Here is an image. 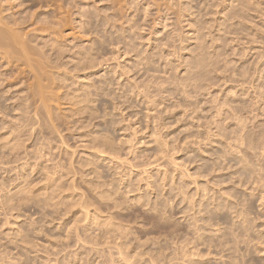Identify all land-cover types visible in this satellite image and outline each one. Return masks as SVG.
<instances>
[{
	"label": "rangeland",
	"instance_id": "rangeland-1",
	"mask_svg": "<svg viewBox=\"0 0 264 264\" xmlns=\"http://www.w3.org/2000/svg\"><path fill=\"white\" fill-rule=\"evenodd\" d=\"M0 1V264H264V0Z\"/></svg>",
	"mask_w": 264,
	"mask_h": 264
},
{
	"label": "bare ground",
	"instance_id": "bare-ground-1",
	"mask_svg": "<svg viewBox=\"0 0 264 264\" xmlns=\"http://www.w3.org/2000/svg\"><path fill=\"white\" fill-rule=\"evenodd\" d=\"M3 1V0H2ZM3 4V2H1L0 1V43H1V40L2 41H4V42H6V41H8L9 42V40L10 39H12L13 41H14V38L17 36H15L14 34H12V32L11 33H9L10 32V30L12 31V28L11 27H9V25H8V22L7 21H5L6 19H8V18H6L5 16H2L1 14V12H2V7H1V5ZM4 11V10H3ZM10 18V17H9ZM13 20V19H12ZM9 23H10V21H9ZM11 28V29H10ZM10 29V30H9ZM16 31V30H15ZM14 31V32H15ZM16 33V32H15ZM12 34V35H11ZM22 35V34H21ZM19 37V36H18ZM22 37V36H21ZM17 39V38H16ZM19 40V39H18ZM13 41H11V42H13ZM4 42H2V43H4ZM1 43V44H2ZM11 44V43H10ZM24 46V45H23ZM23 48V47H22Z\"/></svg>",
	"mask_w": 264,
	"mask_h": 264
}]
</instances>
